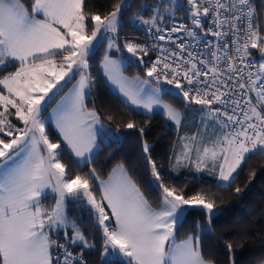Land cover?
<instances>
[{
  "label": "snow or ice",
  "instance_id": "1",
  "mask_svg": "<svg viewBox=\"0 0 264 264\" xmlns=\"http://www.w3.org/2000/svg\"><path fill=\"white\" fill-rule=\"evenodd\" d=\"M169 3L171 7L154 8L150 19L134 17L132 25H149L146 31L160 33L165 30L158 22L183 10L190 26L181 23L169 33L184 32L197 42L212 37L203 40L206 53L193 54L184 43L177 46L179 52L160 47L146 71L157 82L163 79L174 84L188 104L202 106L198 113L203 114L204 130L182 138L174 167L194 165L198 172H216L217 186L230 188L246 159L264 156V5L258 9L254 0ZM132 7L133 0H119L101 15L88 12L85 0H30L27 6L21 0H0V72L18 65L0 77V264H87L83 252L94 244L76 220L69 218V200L87 206L95 216L104 237V255L119 264H212L203 255L199 234L177 238L185 206L207 210L205 231H211L215 201L207 194L186 197L165 186L150 158L151 174L160 189L159 208L152 206L123 163L116 164L107 180H101L95 168L87 175L68 178L59 158L62 152L57 151L60 144L53 143L45 130L42 112L78 76L52 116L65 147L80 158L77 163L92 160L97 147L94 127L100 117L85 103L93 89L89 57L105 42L109 51L119 52L120 45L107 34L119 31ZM157 39L171 41L172 37L158 35ZM123 47L140 62L149 50H157L156 45L132 41ZM252 50L258 51L259 59ZM121 63L106 53L102 68L127 101L147 112L160 108L180 125L184 114L163 103L161 89L145 91L144 85H151L152 80H128L122 75ZM139 131L143 134L144 129ZM143 150L149 152L146 141ZM90 179L99 181V199ZM235 191L241 190L237 187ZM52 194L54 206L45 207L42 199ZM76 247L79 252L73 251ZM227 247L231 258L233 245ZM104 264H112V259Z\"/></svg>",
  "mask_w": 264,
  "mask_h": 264
},
{
  "label": "trees",
  "instance_id": "2",
  "mask_svg": "<svg viewBox=\"0 0 264 264\" xmlns=\"http://www.w3.org/2000/svg\"><path fill=\"white\" fill-rule=\"evenodd\" d=\"M22 1L26 5L30 4V0ZM117 2L119 0H85L88 12L101 15L110 11ZM177 2L182 3L183 0H177ZM254 2L258 9L264 5V0H254ZM161 4L171 7L169 0H133V7L128 15L123 17L122 26L117 33L119 52L115 49L109 51L105 42L94 56L89 57V72L93 79V89L87 99V105L99 113L115 136L103 143L89 163L81 165L63 145L49 122L46 126V133L53 143L60 144V149L57 151L62 152L59 158L66 165L68 178H73L75 174L87 175L91 168H95L99 177L103 178L116 164L123 163L152 206L159 207L160 189L156 187L158 182L151 174L149 158L155 161L161 182L165 186L175 188L186 197L204 192L215 201V215L211 219L210 232L205 231L209 227L207 210L185 206L186 215L182 226L178 225L177 229L178 240L199 234L205 259L215 264H231L233 259L235 264H259L264 261V156L256 155L251 159H246L238 171V179L230 188L217 186L219 182L216 172L209 170L192 172L187 165L174 167L173 158L179 152L183 142V130L177 129L176 124L163 113L146 114L127 104L120 95L112 91L102 71V61L106 53L114 57H118L121 53L130 55L123 47L124 43L133 38L143 37L141 29L132 25V19L134 17L150 19L154 14L153 9ZM176 13L190 22L185 18L183 10ZM170 17L171 15H165V18L158 24L167 23ZM252 53L253 57L259 55L257 50H252ZM129 58L131 62L124 67V71L131 76H145L148 68L147 56H144L143 64L137 62L131 55ZM16 66L9 67L6 72H0V77L15 70ZM72 81L67 83V87ZM59 95L55 97V100ZM163 96L176 106L189 105L196 110L202 107L194 103L188 104L182 96L171 90L163 89ZM11 119L14 120L13 117ZM128 123H133L135 127L127 128ZM140 128L144 129L143 134L139 131ZM145 141L149 145L148 153L143 150ZM90 184L91 190L99 199L101 193L98 181L90 179ZM237 187L241 190L239 193L235 191ZM42 202L45 207L51 208L55 204L54 194L44 198ZM67 214L70 219L76 220L89 242L94 244L93 248L83 252V258L87 264H104L106 259H112V264H119L117 259L105 257L102 231L96 227L95 216L88 211L87 206L73 204L69 200L67 201ZM71 234L69 231V236ZM59 235L62 240L63 232ZM229 243L233 245L231 258L227 247ZM73 251L79 252L80 248L76 247Z\"/></svg>",
  "mask_w": 264,
  "mask_h": 264
},
{
  "label": "built area",
  "instance_id": "3",
  "mask_svg": "<svg viewBox=\"0 0 264 264\" xmlns=\"http://www.w3.org/2000/svg\"><path fill=\"white\" fill-rule=\"evenodd\" d=\"M181 23L186 24L190 26V22L186 21L185 19L179 17V16H172L168 20L167 23L164 24H158V26L165 30L160 33H157L155 29H153L151 32L146 31L147 28H149V25H142L139 28L141 29L143 33V37L141 38H133L130 41L141 44V45H156L157 50H149L148 55H147V61H148V67L150 64L157 58L159 55L158 49L160 47L168 49L169 51H177L179 52V48L177 47L179 44L184 43L188 46V50L193 52V54L196 53H206L207 49L205 48L203 44L204 39L211 40L212 37L209 35L207 37H202L200 42L194 41L191 38L187 37L186 33L184 32H178V33H169L167 30L171 29L172 27H178ZM207 27V25H205ZM158 35H165L166 37L168 35H171L172 40L169 41L168 39L165 40H158L157 36ZM151 80L161 86V88L166 89V90H171L175 91L177 88L175 87L174 84H168L166 81L161 79L159 82ZM183 83V81H182ZM213 107H222L220 105H213Z\"/></svg>",
  "mask_w": 264,
  "mask_h": 264
},
{
  "label": "rangeland",
  "instance_id": "4",
  "mask_svg": "<svg viewBox=\"0 0 264 264\" xmlns=\"http://www.w3.org/2000/svg\"><path fill=\"white\" fill-rule=\"evenodd\" d=\"M174 16H178L177 13H175ZM172 17V16H171ZM118 33V32H117ZM117 33H108V38L111 39V38H115L116 39V42H117ZM106 48L108 49L107 47V44H106ZM131 55V54H130ZM130 55H127L125 53H121L118 57H112L113 59L117 60V61H121V72H122V75L124 77H126L128 80H135V79H139L141 81H147V80H151V77H148L147 75H128L125 71H124V67L127 66L129 64V61L131 60L129 58ZM136 59L137 62L143 64V62H140L139 60H137L136 57H134ZM255 58L259 59V55L256 56ZM109 82L112 84V86H114L116 88H118V85H114L110 80ZM150 87H158L159 89H161V93H160V96H161V99L163 101V103L165 104H169L171 106H173L174 108L178 109L179 111H181L183 114H184V119L182 120L181 124L180 125H176L177 126V129L179 130H183V137L185 136H191L193 135L194 133H197V132H203L204 130V125L201 124V120H200V116L203 115L202 113H198V110H196L195 108H193V106H189V105H186L184 107H180V106H176L174 105L173 103H171L170 101L166 100L163 96V89L161 88V86H159L158 84L154 83L152 81V84L151 85H144V88H145V91H147ZM57 88H59V85L57 86ZM57 89H53V92H56ZM174 93L178 94L179 96H182V94L180 93V90L176 89L174 91ZM49 96H52V93H49ZM46 102H48V98L46 97L45 98ZM136 106V105H134ZM137 108H139L140 110L144 111V112H147L145 109H143L142 107H138L136 106ZM155 112H160V113H163V110L160 109V108H155L154 107V110L152 112H148L150 114H153ZM43 115V112L42 114ZM43 118V116H42ZM44 119V118H43ZM45 121V119H44ZM211 123V122H209ZM17 124L18 126H22L20 123H15ZM213 127H215V125H212ZM45 130H46V121H45ZM213 212H215V210L213 209ZM106 257V256H105ZM107 258H112V257H107ZM124 259V258H123Z\"/></svg>",
  "mask_w": 264,
  "mask_h": 264
},
{
  "label": "crops",
  "instance_id": "5",
  "mask_svg": "<svg viewBox=\"0 0 264 264\" xmlns=\"http://www.w3.org/2000/svg\"><path fill=\"white\" fill-rule=\"evenodd\" d=\"M21 2L22 3H24L22 0H21ZM25 4V3H24ZM26 5V4H25ZM27 6V5H26ZM29 10H31V9H29ZM111 56V55H110ZM111 57H114V56H111ZM102 63H103V61H102ZM16 67H18V65L16 66ZM16 70V69H15ZM15 70H13V71H11V72H14ZM102 71H103V68H102ZM103 73H104V71H103ZM105 74V73H104ZM105 76H106V80H107V82H108V84H109V86L111 87V89H112V91L113 92H115L116 94H118V95H120L121 96V98L123 99V101H125L127 104H129L130 106H132L134 109H136V110H138V111H140V112H143V113H146V114H150V113H148V112H144V111H142V110H140L139 108H137L136 106H134V105H132L131 103H130V101H127V99L123 96V94L119 91V89L117 88V86H116V88L114 87V86H112V84L109 82V79H108V77H107V75L105 74ZM76 79H79V77L77 76L75 79H73V81H72V83L66 88V90L64 91V92H62L58 97H57V99L55 100V102L48 108L47 107V109H46V111H43V118L45 119V121H46V126H47V123L49 122L51 125H52V127L55 129V131L57 132V134L59 135V137H60V139H61V141H62V143H63V145L65 146V142L63 141V139H62V136L59 134V130L55 127V119H54V117L52 116V113H53V109H55L59 104H60V102H61V100H62V98L64 97V96H66L67 94H68V90L69 89H71L72 88V86H73V84H75V82H76ZM68 80V78H66V81ZM63 84H65V81H62L61 82V85H63ZM59 88H60V85H59ZM89 97V96H88ZM88 97H86V100H85V103H86V105H87V99H88ZM87 108H88V110H90V111H96L95 109H92V108H89L88 107V105H87ZM97 112V111H96ZM97 114L99 115V113L97 112ZM99 117H100V123L99 124H96L95 125V127H94V130H95V133H96V141H95V143H96V145H97V147L96 148H94L93 149V158H94V156L98 153V151H99V149L102 147V145H103V143L106 141H108L110 138H113L115 135L113 134V132H111L110 131V129L107 127V125L105 124V122L103 121V119L101 118V116L99 115ZM12 118V117H11ZM14 118V120H13V123L15 124V123H20L19 121H16V119H15V117H13ZM69 150V149H68ZM69 152L71 153V151L69 150ZM72 154V156L75 158V160L77 161V160H79L80 158H77V157H75V155L73 154V153H71ZM92 158V159H93ZM79 164H81V165H84V163H83V161H81V163H79ZM116 166V165H115ZM114 166V167H115ZM187 166H189V168H190V170L192 171V172H196V170H195V168H194V165H187ZM113 167V168H114ZM112 168V169H113ZM126 168V167H125ZM112 169H111V171L109 172V174L106 176V177H103V178H100L101 180H107L108 179V177H109V175L112 173ZM127 169V168H126ZM238 171H239V169H238ZM127 172H128V174L131 176V174H130V172L128 171V169H127ZM132 177V176H131ZM132 179L134 180V178L132 177ZM135 181V180H134ZM136 182V181H135ZM98 184H99V181H98ZM138 185V184H137ZM139 186V185H138ZM53 195V194H52ZM42 201H43V199H42ZM43 203V202H42ZM154 207V206H153ZM155 208H159V207H155ZM194 236V235H193ZM187 237H185V238H183V239H186ZM183 239H180V240H183ZM124 259H126V258H124ZM212 264H215L214 262H212ZM259 264H264V261H261Z\"/></svg>",
  "mask_w": 264,
  "mask_h": 264
}]
</instances>
